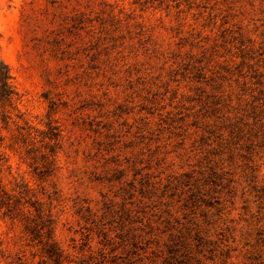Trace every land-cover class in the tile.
Here are the masks:
<instances>
[{"label":"rangeland","instance_id":"1","mask_svg":"<svg viewBox=\"0 0 264 264\" xmlns=\"http://www.w3.org/2000/svg\"><path fill=\"white\" fill-rule=\"evenodd\" d=\"M0 60V264H264V0H0Z\"/></svg>","mask_w":264,"mask_h":264},{"label":"trees","instance_id":"2","mask_svg":"<svg viewBox=\"0 0 264 264\" xmlns=\"http://www.w3.org/2000/svg\"><path fill=\"white\" fill-rule=\"evenodd\" d=\"M10 80H11V75H10L9 67L2 60H0V101L1 102H8L12 98L14 90L11 86ZM5 195L6 193L4 192L0 184V206L2 208L7 207L8 212H10V205H9L10 203L8 202L9 197ZM49 235H51V231Z\"/></svg>","mask_w":264,"mask_h":264}]
</instances>
